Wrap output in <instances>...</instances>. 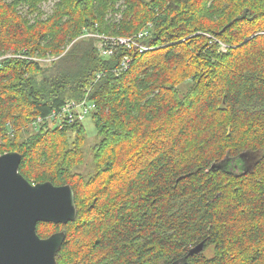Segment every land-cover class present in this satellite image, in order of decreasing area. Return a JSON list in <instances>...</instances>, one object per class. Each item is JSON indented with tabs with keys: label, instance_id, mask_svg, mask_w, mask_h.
I'll return each instance as SVG.
<instances>
[{
	"label": "trees",
	"instance_id": "trees-1",
	"mask_svg": "<svg viewBox=\"0 0 264 264\" xmlns=\"http://www.w3.org/2000/svg\"><path fill=\"white\" fill-rule=\"evenodd\" d=\"M47 1L0 0V155L71 185L56 264H264V0Z\"/></svg>",
	"mask_w": 264,
	"mask_h": 264
},
{
	"label": "water",
	"instance_id": "water-1",
	"mask_svg": "<svg viewBox=\"0 0 264 264\" xmlns=\"http://www.w3.org/2000/svg\"><path fill=\"white\" fill-rule=\"evenodd\" d=\"M20 160L17 151L0 155V264H56L65 232L40 237L37 223L74 221L73 189L51 181L31 183L18 170ZM202 247L200 242L189 254Z\"/></svg>",
	"mask_w": 264,
	"mask_h": 264
},
{
	"label": "built area",
	"instance_id": "built-area-1",
	"mask_svg": "<svg viewBox=\"0 0 264 264\" xmlns=\"http://www.w3.org/2000/svg\"><path fill=\"white\" fill-rule=\"evenodd\" d=\"M142 34L139 33L136 36H129V37H102L106 40V47H109L107 50V54H112L114 48L118 46L126 47L127 49L135 50L139 53L146 51L149 49V45L143 42ZM102 50L105 47H101ZM131 56L129 54L123 55L121 58L119 70L124 69L128 66L129 62L131 61ZM86 100L78 102V103H71L63 108H61L59 116L61 114L65 115L66 119H70V121H78L85 118L88 115L89 111L94 109L95 104H86ZM52 115H56V111H53Z\"/></svg>",
	"mask_w": 264,
	"mask_h": 264
},
{
	"label": "rangeland",
	"instance_id": "rangeland-1",
	"mask_svg": "<svg viewBox=\"0 0 264 264\" xmlns=\"http://www.w3.org/2000/svg\"><path fill=\"white\" fill-rule=\"evenodd\" d=\"M53 3H54V0H49L43 4L42 9L44 10V16H46L47 14L51 12V7ZM122 37H129V36H122ZM1 58H3V55H0V59ZM82 123L86 131L85 146L89 147L92 143H94L97 140L96 129H95L93 120L91 118V115L86 116L83 119Z\"/></svg>",
	"mask_w": 264,
	"mask_h": 264
},
{
	"label": "bare ground",
	"instance_id": "bare-ground-1",
	"mask_svg": "<svg viewBox=\"0 0 264 264\" xmlns=\"http://www.w3.org/2000/svg\"><path fill=\"white\" fill-rule=\"evenodd\" d=\"M137 34H134V35H130V36H136ZM111 37V36H110ZM71 103H75L74 101H70V102H68V103H66L63 107H65V106H67V105H69V104H71ZM78 103V102H77ZM56 111V115H54L52 118H56V116H59V114H60V111H61V109H59V110H55Z\"/></svg>",
	"mask_w": 264,
	"mask_h": 264
}]
</instances>
